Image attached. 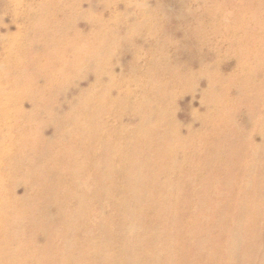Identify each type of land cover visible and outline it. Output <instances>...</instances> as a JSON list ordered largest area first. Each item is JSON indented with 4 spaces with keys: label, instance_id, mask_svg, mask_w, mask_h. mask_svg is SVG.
<instances>
[{
    "label": "bare ground",
    "instance_id": "obj_1",
    "mask_svg": "<svg viewBox=\"0 0 264 264\" xmlns=\"http://www.w3.org/2000/svg\"><path fill=\"white\" fill-rule=\"evenodd\" d=\"M229 1L226 10L238 2ZM256 36V64L264 66V44L260 34ZM232 41L244 44L240 37ZM251 59L238 57L241 68L235 74L246 80L237 85H244L247 94L236 102L237 113L241 108L264 113V70L250 66ZM105 63L96 69L102 70ZM171 66L160 65L155 74L157 80L170 74L168 86L177 83L171 74L176 64ZM152 89L153 94L136 107L145 114L139 130L106 129L98 110L85 104L79 107L87 112L83 118L76 113L58 121L54 146L37 134L27 135L24 152L35 162L25 174L38 182L32 189L38 206L0 212V264H254L264 245V140L257 139L252 128L259 127L264 137V118L258 116L251 129L236 119L226 128L235 112L223 106L228 100L224 90L217 94L211 88L206 93L210 110L199 116L202 130L182 129L160 119L166 90ZM151 102H157L158 111L149 109ZM105 131L116 132L119 140L106 144L101 136ZM66 138L71 139L69 150L59 143ZM98 141L100 146L93 148ZM102 155L111 162L104 170V183L113 186L92 195L70 191L75 187L82 192V183L92 179L101 181L99 173L87 170L92 163L98 170L96 157ZM110 170L122 176L123 185L109 182ZM82 173L88 178H79ZM46 178L51 183H45ZM5 204L1 205L8 209L15 203ZM52 206L60 214L52 233L58 245L45 242L42 249L35 248L34 232L39 226L48 229ZM11 229L14 235L9 238ZM117 242L119 250L113 246Z\"/></svg>",
    "mask_w": 264,
    "mask_h": 264
},
{
    "label": "rangeland",
    "instance_id": "obj_2",
    "mask_svg": "<svg viewBox=\"0 0 264 264\" xmlns=\"http://www.w3.org/2000/svg\"><path fill=\"white\" fill-rule=\"evenodd\" d=\"M225 1L0 0V212L38 206L34 202L36 193L32 192L38 182L25 174L27 166L35 162L30 154L25 155L26 137L37 134L54 146L58 121L76 113L81 118L87 114L85 109L81 113L80 105L98 110L100 120L108 124L106 129L139 130L145 114L137 105L153 94L152 88L163 86L166 99H162L160 119L199 131V116H204L211 104L206 93L213 88L217 94L224 90L228 102L223 106L235 112V118L225 123L226 128H232L236 119L238 125L251 129L258 116L264 118L260 109L250 112L241 108L238 113L235 109L236 102L247 94L244 85H237L246 80L235 74L241 68L238 57L249 55L255 59H251L250 66L264 70L256 64L260 52L256 33L264 44V0H234L238 2L227 10L225 5L230 1ZM236 37L244 44H232ZM163 58L167 60L163 62ZM103 61L102 70H97ZM174 63L176 68L171 74L177 77V83L168 86L172 76L167 73L157 80L158 67H172ZM155 105L151 102L149 109L158 111ZM252 133L264 140L259 127H253ZM101 136L106 144L119 140L116 132L105 131ZM70 138L59 139L60 145L68 147ZM99 142L93 148L100 146ZM103 155L96 157L101 165L98 170L94 163L87 170L99 173L101 181L92 179L82 183V192L75 187L70 191L92 195L113 186L104 183V170L111 162ZM109 173V182L123 185L122 176L113 170ZM79 178L88 177L82 173ZM44 181L50 182L47 178ZM6 202L15 204L6 209L1 205ZM47 214L48 229L39 226L34 232L33 242L38 249L47 242L58 245L52 233L57 230L60 214L53 206ZM13 235L11 229L9 238ZM113 246L120 248L118 242ZM263 256L264 245L252 263L261 264Z\"/></svg>",
    "mask_w": 264,
    "mask_h": 264
}]
</instances>
